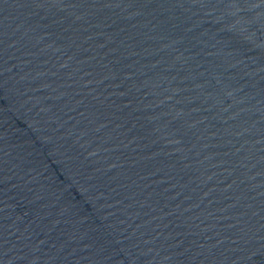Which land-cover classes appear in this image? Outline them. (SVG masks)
Masks as SVG:
<instances>
[{
    "label": "water",
    "instance_id": "95a60500",
    "mask_svg": "<svg viewBox=\"0 0 264 264\" xmlns=\"http://www.w3.org/2000/svg\"><path fill=\"white\" fill-rule=\"evenodd\" d=\"M0 264H264V0H0Z\"/></svg>",
    "mask_w": 264,
    "mask_h": 264
}]
</instances>
